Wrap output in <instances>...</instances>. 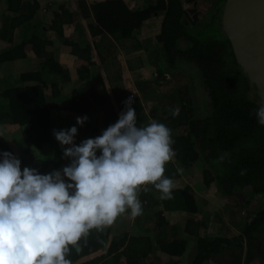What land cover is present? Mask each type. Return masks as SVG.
Listing matches in <instances>:
<instances>
[{"label": "trees", "instance_id": "obj_1", "mask_svg": "<svg viewBox=\"0 0 264 264\" xmlns=\"http://www.w3.org/2000/svg\"><path fill=\"white\" fill-rule=\"evenodd\" d=\"M126 1L96 0L91 6L81 1L77 13L60 6L53 11L46 38L40 33L27 38L31 26L40 30L42 25L40 20L32 22L40 9L38 0H0V6L12 13L0 23V129L9 125L21 132L8 136L0 132V154L12 153L21 161V171L28 167L49 174L56 158L61 160L54 150L53 130L75 126L80 136L95 138L115 124L132 92L122 88L124 62L122 58L121 66L116 56L121 48L129 69L148 65L156 72L152 81L136 84L139 94L132 107L138 127L155 120L171 129L176 156L165 165V176L175 185L173 199L162 200L154 186H142L138 192L142 215L133 217L130 209L120 214L118 235L113 234L115 221L91 229L79 241L80 251L69 245L66 258L72 264H162L158 257L165 254L173 259L171 264H182L188 252L186 264H264V206L256 212L250 209L254 197L264 199V126L256 117L261 100L222 30L227 0L222 4L217 0L204 16L196 6L186 9L190 1L145 0L142 8L135 9ZM80 18L83 21L78 23ZM156 20L160 21L156 32L140 40L137 34ZM74 24L77 36L86 32L98 38L94 47L65 35V27ZM16 30L22 33L16 36ZM56 44L68 48L66 64L57 59L55 49L47 48ZM27 45L31 58L39 60L38 67L13 74L9 64L28 59ZM93 49L98 52L96 59ZM134 53L144 58L133 57ZM99 80L109 83L111 94L105 86L102 93L97 91ZM67 84L72 85L69 93L60 96ZM176 108L180 111L174 118L171 112ZM69 114L87 120L81 126ZM11 137L19 139L18 152L8 143ZM197 166L202 188L214 185L221 201H237L247 217L231 219L230 228L214 213L201 217L204 210L193 189L181 180V172L196 173ZM167 213L202 221L187 219L181 226L167 220Z\"/></svg>", "mask_w": 264, "mask_h": 264}, {"label": "clouds", "instance_id": "obj_2", "mask_svg": "<svg viewBox=\"0 0 264 264\" xmlns=\"http://www.w3.org/2000/svg\"><path fill=\"white\" fill-rule=\"evenodd\" d=\"M136 96L124 101L126 110L115 124L79 145L77 127L53 130L64 158L71 160L61 170L21 171L12 153L0 154V264H72L66 258L69 245L80 251L79 241L91 229L111 225L128 209L133 217L143 214L142 186H154L162 200L173 199L175 185L165 176V165L176 156L171 129L155 120L138 127L132 107ZM179 111L172 110V116ZM256 117L264 126V100ZM86 120L77 117L76 123L83 126Z\"/></svg>", "mask_w": 264, "mask_h": 264}, {"label": "rangeland", "instance_id": "obj_3", "mask_svg": "<svg viewBox=\"0 0 264 264\" xmlns=\"http://www.w3.org/2000/svg\"><path fill=\"white\" fill-rule=\"evenodd\" d=\"M184 1H186V3L188 1L192 2V4H190V5L187 3V5H186L187 10L191 11L192 9H194V6H196L195 8H196V10H198V14L204 16L207 13V11L213 7L214 3L217 0H196L194 4H193V0H184ZM91 2H92V0H89V3H91ZM126 2H127V4H129L131 6V9H135V8H137V6H138V8H142L144 6L143 3L145 2V0H127ZM223 2L224 1L221 0L219 4H222ZM1 9L5 10L6 7L3 6V8H2L0 6V10ZM5 16H6V14H4L2 11H0V23L5 22V19H4ZM159 25H160L159 20H156L154 22V24L147 23L145 25V27L143 28V30L139 34H137V37L140 40L144 41L145 39L149 38V35H153L156 32V30L159 28ZM146 27H147V29H146ZM44 28H46V27L42 26L41 30H43ZM1 29H2V24H0V31H1ZM33 31H37V29H32L31 32H33ZM20 33H22V32H19V30H16L14 32V34H16V36H18ZM20 39H21L20 37H17V38H15V41H17V43H19ZM134 56L138 57V56H140V53L134 54ZM65 58L63 60H65ZM142 58H144V55L142 56ZM30 59H31V56H30ZM15 62L17 65L11 67L12 73H13V70H15V72H18V70L22 66L27 64V61H25V62L15 61ZM63 64H65V63H63ZM145 66L147 68L141 70L138 73V75H136V77H134L133 75L131 76L127 73V78H128L127 81L130 82V81H132L133 78H137L139 80V81H136V84H138L139 82H148L150 80L152 81L155 77L156 72L153 68H151V66H148V65H145ZM147 69H149V70H147ZM29 70H32V68L26 67V68H23L22 71H20V72L21 73L29 72ZM12 73H11V78L13 77L12 75L14 74V73L13 74ZM178 75H181V73H179ZM183 82H184V80H183ZM1 84L3 85V82H1ZM190 85H191V82H190ZM62 86H64V85H62ZM88 138H90L89 135L80 136L79 134H77L74 138V142L76 145H79L82 141H84L85 139H88ZM18 141H19V139L13 140L12 137L8 140V143L11 145V147L14 148L15 151H17V152H18V150H20V147H19L20 144L18 143ZM52 141H53V144L55 145L54 150L56 151V153L61 154V160L60 161H58V159L56 158V161L58 162V164H57V162L53 163V169H52V172H53L54 170H61L63 167L67 166L66 164L63 166V164L65 162H67V164L69 165L71 163V160L63 161V159H65L63 156V148L61 147L60 143L55 139L53 134H52ZM64 147L66 148L69 146L66 145ZM194 169H195L196 173H186V172L182 173L181 172V180H182V184L189 186L193 189L194 196H195L197 202L202 206V208L204 210L202 215H204L205 213H208V215L211 216V214L214 213L219 218H225L227 220H230V219L238 220L239 218L247 217L248 212L247 211L245 212L243 209H241V208H243L242 205H241V207H237L236 206L237 201H235V200L229 201L230 204H232V207L234 208V210H229L227 208L228 205L224 204L225 202L221 201V199L219 198L214 185L208 189L202 188L203 184H202L201 170H200L199 166L195 167ZM49 173H51V172H49ZM263 206H264V199H259L257 197H254L253 201L250 205V209L252 212H256ZM231 214H233V215H231ZM165 216L167 217V220H169L170 222H174V223L181 222V226H183L184 222L188 219V215L183 214V213H167ZM123 221L126 222L127 224L131 225L130 221H126V219H123ZM121 223H122V216H120V219L117 217V219L113 223L114 225L112 227V229H114L113 230L114 235H118L117 226L118 225L122 226ZM231 233L233 234L235 232L233 230H231ZM204 234L205 233H203V235ZM193 244L194 243L191 242L190 246ZM167 256L168 255H165V254L160 255L158 257V259L162 261V264H167V262H168V264H170L169 259H167ZM187 256H188V252L182 258V261H183L182 264H186ZM254 264H258V263H256V261H255Z\"/></svg>", "mask_w": 264, "mask_h": 264}, {"label": "water", "instance_id": "obj_4", "mask_svg": "<svg viewBox=\"0 0 264 264\" xmlns=\"http://www.w3.org/2000/svg\"><path fill=\"white\" fill-rule=\"evenodd\" d=\"M222 30L238 65L264 100V0H227Z\"/></svg>", "mask_w": 264, "mask_h": 264}, {"label": "crops", "instance_id": "obj_5", "mask_svg": "<svg viewBox=\"0 0 264 264\" xmlns=\"http://www.w3.org/2000/svg\"><path fill=\"white\" fill-rule=\"evenodd\" d=\"M81 1H85L86 2V4L88 5V6H91L93 3H95L96 2V0H92V2L91 3H89V0H38V6H40V9H39V11L36 13V16H35V18L32 20V22L33 21H36V20H40L41 22H42V25H41V27L42 26H45L46 28H44L43 30H41V27H40V30H37V31H33V32H31V30L32 29H36V28H34V27H30V29H29V32H28V35H27V38H30L31 36H33L35 33H40L43 37L45 36V38H46V36L48 35V33L49 32H46L45 30H48L49 29V24L53 21V19H54V15H53V11H55V10H57V8L58 7H60V6H63L64 8H66V9H69L70 11H72V12H75V13H77V12H79V3L81 2ZM99 2H102L103 0H98ZM145 3V2H144ZM130 6V5H129ZM2 8H3V6H1ZM131 7V6H130ZM137 8H138V6H137ZM0 11H2L4 14H6V16H9V15H11L12 13L11 12H9V11H7V9H1ZM81 21H83V19H79L78 20V23H80ZM31 21H30V24L32 23ZM48 24V25H47ZM77 24V23H76ZM76 24H74L73 26H68V27H65V35L66 36H72V35H75L76 36V38H78V40H79V42L82 44V45H87L88 44V42H89V44H91V45H93L94 43H96V42H98L99 40H98V38H96V39H94V38H92L88 33H78V35L79 36H77V32L75 31V30H78V28H76L75 26H76ZM84 24V23H83ZM43 32V33H42ZM54 39V38H53ZM93 41H95L94 43H93ZM0 45H1V42H0ZM95 45V44H94ZM94 45H93V47H94ZM5 46V45H4ZM28 47L26 48V54H27V56H28V59L27 60H25V61H27V64L26 65H24V66H22L18 71H22V69L23 68H26V67H30V68H32V70H29V72L30 71H33V70H36L37 69V67H38V64H39V60L38 59H35V58H31L30 59V56L32 55V53H31V47L29 46V45H27ZM90 46V45H89ZM47 48H48V50H54L55 49V53H56V56L58 57L57 59L61 62V64H63V63H65V61H66V59H67V57L66 56H68V48L66 47V46H64V45H60V44H56V45H54V46H52V45H48L47 46ZM118 50H119V52L118 53H116L117 55V57L119 58V61H121V66H122V58H123V64H124V71H123V78H124V80H123V87H122V84L120 85V87H122V88H126V89H128L129 91H132L131 93L132 94H136V95H138L139 94V92L137 91V89H138V85H135L136 84V81H139L137 78H133L132 79V81H130V82H128L127 81V73L129 74V75H133L134 77H136V75H138V73L141 71V70H143V69H145V68H147L145 65H142V66H138V67H136L135 66V68H131V69H129L128 68V65H127V63H126V57H125V55H124V52H122V50H121V48L119 49L118 48ZM93 58H97V55H95L96 53H98L95 49H93ZM134 54H139V53H134ZM123 55V56H122ZM66 57V58H65ZM133 57H134V55H133ZM65 58V60H63ZM138 58H142V57H138ZM37 60V61H36ZM63 60V61H62ZM36 61V62H35ZM74 63V62H73ZM66 64V63H65ZM11 67L12 66H15V65H17L16 64V62L15 63H12V64H9ZM2 67L3 66H1V63H0V70L2 69ZM152 68V67H151ZM154 69V68H153ZM100 70L101 71H103V68H100ZM147 70H149V69H147ZM152 70V69H151ZM102 73H104V72H102ZM105 74V73H104ZM103 74V75H104ZM104 76H106V75H104ZM103 76V77H104ZM146 80V79H145ZM138 83V82H137ZM73 84V83H72ZM95 85H96V88H97V91L98 92H100V93H102L103 92V89L105 90V88H104V86L106 87V89H108V92L111 94L112 93V87L109 85V83L108 82H105L104 84H102V80L100 81L99 80V82H96L95 83ZM72 85H70V84H67L64 88H62V91L60 92V96H66V94L67 93H69V91H67L68 90V88L69 87H71ZM136 86V87H135ZM133 87V88H132ZM49 93H51V90L49 91ZM130 93V94H131ZM130 94H129V96H130ZM128 96V97H129ZM141 97V96H140ZM156 106V105H155ZM145 107L147 108V106L145 105ZM156 108H157V106H156ZM69 118H72V119H74L75 120V118L77 117V115L76 114H69V116H68ZM16 126H13V127H11V126H9L8 125V127H6L7 129H10V131L9 132H6V128H5V130H1V129H3V128H1L0 129V132H1V134H5V135H14V134H20L21 132H20V130H19V128L18 127H16ZM18 128V129H17ZM224 204H226V205H228L227 206V208L229 209V210H234V208L232 207V204H230V202H225ZM187 215V214H186ZM231 215H233V214H231ZM189 218V217H188ZM231 220V219H230ZM230 220H227V219H225V218H222V223H224L223 225L224 226H227L228 228H230L229 226H228V224L230 223ZM219 222H221V220L219 219ZM172 223H174V222H172ZM176 224H179V225H181V222H178V223H176ZM167 259H169V262H170V264H171V262L173 261V259L171 258V257H169V256H167ZM162 262V261H161ZM167 264H168V262H167Z\"/></svg>", "mask_w": 264, "mask_h": 264}]
</instances>
